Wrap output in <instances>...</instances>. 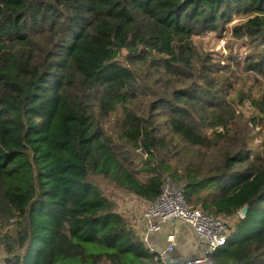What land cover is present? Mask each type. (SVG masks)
<instances>
[{"label":"trees","instance_id":"1","mask_svg":"<svg viewBox=\"0 0 264 264\" xmlns=\"http://www.w3.org/2000/svg\"><path fill=\"white\" fill-rule=\"evenodd\" d=\"M236 15L244 20L232 37L251 52L235 65L263 82L264 0H0V247L9 264L159 261L94 178L153 201L165 175L185 184L192 207L229 216L248 206L211 258L264 264V149L253 155L236 136L246 99L257 111L250 119L264 123V92L235 96L237 58L221 65L193 43ZM140 96L153 97L148 111ZM119 110L110 135L103 120ZM9 220L14 229L2 234Z\"/></svg>","mask_w":264,"mask_h":264},{"label":"rangeland","instance_id":"2","mask_svg":"<svg viewBox=\"0 0 264 264\" xmlns=\"http://www.w3.org/2000/svg\"><path fill=\"white\" fill-rule=\"evenodd\" d=\"M242 20H244L243 15H236L233 17V20H231L230 23H227L226 29L223 32L210 30L203 32L193 37V43L201 53H207L213 56L216 61L220 60L221 65L226 64L228 58H237L236 62L233 61L231 65L236 68V77L235 83L230 87V91L235 96L237 94V90L240 89H242V92L244 93L249 94L251 92L253 96H260L258 91L262 88V91L264 92V81L261 82L260 79L257 81L255 77H259L254 72L248 71L245 66L238 67L235 65L236 63L242 64L244 62V58L251 52V50L245 44H243L242 40H235L232 37L233 27L242 22ZM126 53L127 51L124 50L123 53L118 56V59L125 60L124 57ZM155 80V78H152V83L149 85L151 90L156 91L159 89L160 84L156 85L155 87L153 84ZM140 98L141 99L137 102L140 105V108L144 111H148V108L150 107L148 104L153 97L149 99L146 96H140ZM237 107L240 112L244 111L245 115L244 118L238 123L237 130L239 134L236 135L237 139H244L246 136L248 144L253 150V155L262 154L264 149V123L262 124L260 122H254L253 119H250V117L255 114V112H257L256 109L251 105L250 99H246L244 104H239ZM121 115V110H119L114 114H110V116L103 120L104 128L109 131L110 135L117 134V123L119 116ZM135 154V160L137 163H142L147 158V153H144L140 150H138ZM217 157H219L218 154ZM254 160L256 161V159ZM139 177L146 180L148 176L142 172ZM94 180L99 184L103 193L113 201L116 211L124 215L129 226L131 228H136L137 223H141L139 219L141 217L142 211L148 206L150 201L133 195L127 190L119 188L114 183H111L102 176H96ZM11 229H14V224L11 223L10 220L9 223L5 221L1 227V233L4 234ZM0 256L6 258L8 257V254L2 247H0ZM58 264L80 263L70 260H61Z\"/></svg>","mask_w":264,"mask_h":264},{"label":"built area","instance_id":"3","mask_svg":"<svg viewBox=\"0 0 264 264\" xmlns=\"http://www.w3.org/2000/svg\"><path fill=\"white\" fill-rule=\"evenodd\" d=\"M244 216L240 209L236 218L240 219ZM140 219L147 224L149 232L159 231L169 220L181 221L192 226L200 241L205 244L206 252L202 256L180 259L173 264H219L210 257V254L224 246L235 232L232 219L211 214L202 207H192L187 201L185 184L168 175L164 176L161 194L157 199L149 202L142 211ZM143 238L148 241V233ZM175 240V233H170L168 235L169 250L174 248ZM158 253L159 261L146 264H166V260L163 259L164 252ZM0 264H9L7 258L0 256ZM228 264L239 263L230 262Z\"/></svg>","mask_w":264,"mask_h":264},{"label":"crops","instance_id":"4","mask_svg":"<svg viewBox=\"0 0 264 264\" xmlns=\"http://www.w3.org/2000/svg\"><path fill=\"white\" fill-rule=\"evenodd\" d=\"M131 194L138 196L134 193ZM236 215L237 212L225 217L232 219L235 224L234 226H236L239 220L236 218ZM139 221L141 223L138 222L136 228H133V231L136 232L143 244L149 247L152 252H164L163 259L166 261L171 259L174 263L180 259L202 256L206 252L205 244L200 241L192 226L187 223L169 220L163 224L159 231L149 232L147 224L141 221V219H139ZM172 232L175 233L176 240L174 242V248L169 250L168 246L170 242L168 241V235ZM147 233L149 239L145 241L143 236ZM213 253L214 252L210 254V257ZM103 264H110V262L109 260H105Z\"/></svg>","mask_w":264,"mask_h":264},{"label":"water","instance_id":"5","mask_svg":"<svg viewBox=\"0 0 264 264\" xmlns=\"http://www.w3.org/2000/svg\"><path fill=\"white\" fill-rule=\"evenodd\" d=\"M241 211H242V213H243L244 215H246L247 212H248V206L243 207V208L241 209ZM166 264H173V261H172L171 259H168V260L166 261Z\"/></svg>","mask_w":264,"mask_h":264}]
</instances>
